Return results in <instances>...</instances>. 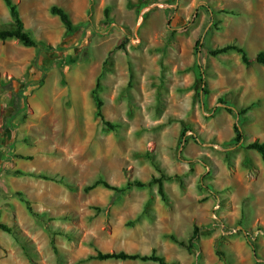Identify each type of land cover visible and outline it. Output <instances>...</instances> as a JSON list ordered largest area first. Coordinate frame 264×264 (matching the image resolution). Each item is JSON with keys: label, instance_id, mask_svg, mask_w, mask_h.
<instances>
[{"label": "rangeland", "instance_id": "374dc122", "mask_svg": "<svg viewBox=\"0 0 264 264\" xmlns=\"http://www.w3.org/2000/svg\"><path fill=\"white\" fill-rule=\"evenodd\" d=\"M14 2L40 46L0 39V80L28 84L29 104L17 129L4 131L11 93L0 92V224L14 231L0 229V264H159L93 258L153 250L180 264H264V158L247 147L264 141V67L254 61L264 50V0ZM0 26L12 27L3 0ZM228 43L253 62L236 51L211 55ZM121 44L100 90L105 118L121 124L108 130L91 91ZM154 160L181 176L165 182L168 203L156 184L122 195L84 189L97 179L148 181L159 175ZM196 224L192 251L171 238L188 242Z\"/></svg>", "mask_w": 264, "mask_h": 264}, {"label": "trees", "instance_id": "16d2710c", "mask_svg": "<svg viewBox=\"0 0 264 264\" xmlns=\"http://www.w3.org/2000/svg\"><path fill=\"white\" fill-rule=\"evenodd\" d=\"M3 1L10 10V14L12 18V27L3 28L0 26V39L2 41H6L9 39H15L25 46L39 47L40 44L38 43V41L32 36L31 32L26 29L24 20L21 16L17 3H15L14 0H3ZM208 12L210 15H212L211 10H209ZM52 13L54 15L59 16V18L61 19V21L63 22V24L65 25L69 33L76 32L77 27L72 22L69 14L63 8L54 5L52 6ZM200 43L201 42L199 41L198 45H200ZM123 47L124 46L122 44L118 45L116 48H114L112 51L109 52L108 57L104 60L102 72L97 78L95 86L91 91V94L96 104V115L101 118L105 126V129H108V130H116L121 126V124L111 122L105 118V115L103 113L104 99L102 98L100 94V90L102 88V77L106 71V66L108 62L110 61L113 52L115 50L123 49ZM44 48L47 50L52 49L51 46H44ZM230 51H236L240 53L242 61L247 65H250L253 62L248 56L247 51L238 43L225 44L223 46H220L216 49L211 50L210 53L211 55L218 56V55L228 53ZM254 61L261 64L264 67V50H261L258 52ZM199 68L201 69L200 65H199ZM130 72H131V76H130V81L128 84L129 87H131L132 79H133L131 63H130ZM200 77H203L202 71H200ZM13 81H14L13 79H9V80L1 79L0 80V92L10 91L11 93V99L8 103L6 114H4L2 118L1 127L4 131H10V130L15 131L17 129V119L21 116V114L25 112V110L27 109L29 105L27 101V94H26L28 84H24L23 88H21L20 90H16L13 86ZM42 81L43 80H41L39 83H41ZM205 91L207 92V90ZM227 110L232 113L234 112L233 108L231 107H227ZM245 111L246 109L242 110V112H245ZM187 131L188 129L185 128L182 135L185 136ZM234 132H235V136L232 141L237 142V143L242 142L245 138V134L237 122L234 123ZM247 147L249 149H253L257 151L264 158V141H260V140L252 141L247 145ZM19 157L31 158V157H25V156H19ZM9 162H12V160H9ZM154 165L159 175H153L151 179H149L148 181H144L141 179H128L122 185H115L105 179H97L93 183L87 185L84 189L85 191H90V190L95 189L96 187L102 186V187H105L107 189L114 191L117 195H122L135 188L143 189V188L151 187L156 184L158 186V193L160 194L162 200L168 203L169 197L165 189V182L171 181L173 179H180L181 176L177 174L169 175L162 168L159 161L154 160ZM16 174L23 175L24 172L17 170ZM28 174L32 176L40 177L43 179L54 180V181L63 183L68 187H71V185L62 177L58 178L56 176L44 175L42 173L37 174L35 172H29ZM18 195L21 196L25 200V202L28 205L29 211H31V213H34L30 202L23 197V194L18 193ZM34 214L38 215L37 213H34ZM0 229H2L3 231L9 232V233H14L13 229L6 224H0ZM171 238L174 241L178 242L180 245L186 246L189 251H192L201 239V226L197 224L194 225V229L192 231L191 236L188 239V242H185V240H179L175 236H171ZM17 240L19 241L18 238ZM51 242H52V245H54L55 241L53 237H52ZM93 258H97L99 260H108V259L141 260V261L157 262L159 264H180L179 262L168 261L165 258V256H163L162 254H159L157 250H153L151 253H148V254L128 253L126 251H118V252L117 251H112V252L99 251Z\"/></svg>", "mask_w": 264, "mask_h": 264}]
</instances>
